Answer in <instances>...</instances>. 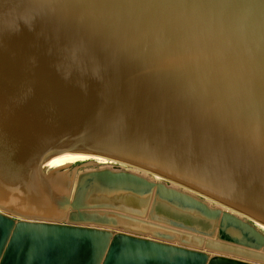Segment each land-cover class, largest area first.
I'll return each instance as SVG.
<instances>
[{"label": "water", "instance_id": "1", "mask_svg": "<svg viewBox=\"0 0 264 264\" xmlns=\"http://www.w3.org/2000/svg\"><path fill=\"white\" fill-rule=\"evenodd\" d=\"M66 153L144 168L264 223V0H0V208L67 213L0 211V264H262L88 225L174 239L146 206L110 199L153 193L218 221V239L197 245L264 260V232L163 181L104 167L79 172L71 194L70 161L47 166Z\"/></svg>", "mask_w": 264, "mask_h": 264}, {"label": "bare ground", "instance_id": "2", "mask_svg": "<svg viewBox=\"0 0 264 264\" xmlns=\"http://www.w3.org/2000/svg\"><path fill=\"white\" fill-rule=\"evenodd\" d=\"M65 161H70V163L62 166L63 169L69 165L72 166V164L77 165L78 162H85L83 165H84V167H87V168H90L91 166L96 165V164H102V165H106V167L114 169V170L126 169V170H129V171L134 172V173H138L142 176H145V177L152 179V180H155V181H163L165 184H167L169 186H173V187L178 188L184 192H187V193H189V194H191L197 198L202 199L203 201H205L210 206L219 207L220 209L228 210V211L236 214L241 219L249 221L251 224L255 225L257 229L264 232V223H262L258 220L252 219L249 216L243 214L242 212L235 211V210L229 208L228 206L221 204V203L217 202L216 200H214L208 196H205V195H203V194H201L195 190H192L191 188H188L187 186L180 185V183H177L175 181H167V180L163 179L162 176L155 174V173H152V172H150L144 168H140V167H137V166L132 165V164H127L125 162H121V161H118V160H115L112 158H107L105 156L91 155V154H85V153H66V154L59 155L56 157V159L54 161L47 163V166H56V165H58L62 162H65ZM61 169H59V170H61ZM91 170H93V169H91ZM77 175H78V173H77ZM77 175H76V177L75 176L71 177V179L73 178L72 179V184H73L72 187L73 188L71 190V194L74 190ZM107 197H108V195H100V196H93V199L101 200V199H105ZM110 199H112L116 203H120L121 205L128 206L129 209H133L130 207L142 208L145 206H149L150 209L152 208V209L156 210V214L158 215V217H161L158 219H155V218L151 219L150 218V220H152L153 222H155L158 225H162V226L172 228L177 233V236L174 239H165V238L155 237V236H152L149 232H144L147 234H142V233L137 232V234H139L141 236H144L147 238H153L155 240L170 242V243L177 244V245L187 246V247H191V248H195V249H200L209 255L222 254V255L230 256V257H234V258L242 257V260H247V261H252V262L261 261V262H257V263L264 264V260L252 258L251 256H248V255H242L239 253L223 251V250H219V249H215V248H206L204 246V244H202L200 246L195 244L194 236L198 235V234L203 235L204 238L205 237H211V238L218 239V237H217L218 221L214 220V219L207 218V217L203 216L202 214H200L196 211L183 209V208H180V207H178L172 203H169L165 200L154 198L153 193L151 195H147V196H139V195L133 194L131 192H125V193H121L118 195L116 194V195L112 196ZM5 207L8 210L0 208V211H3V212L7 211L6 213L13 215V216H17V218L20 216L22 219H27V220L37 219V218H31L29 216V214H32V213H25V212H20V211L18 212L17 210L12 209L10 207H7V206H5ZM9 210L12 212L11 213L8 212ZM137 210H140V209H137ZM15 212H17L18 214ZM152 212H153V210H152ZM64 214L62 216L57 217V218L63 217ZM33 215H41V214H33ZM42 216H49V215H42ZM28 217H30V218H28ZM50 217H56V216H50ZM145 217H146V214H145V216H143L142 219H145ZM163 218H170V219H173V220H176L179 222H183L186 225L193 226L194 228H196V230H194V229L191 230V229L186 228V227H181V226H176L174 224H170V223L166 222V220H164ZM42 220H44V219H42ZM132 224L133 223L125 222L122 220L121 224H119L117 226H109V225L97 224V223H89L88 225L101 227V228H107L111 232L126 231V232H129L131 234H136V232L128 231L127 229H125V230H123V228L118 229L119 226H125V225L131 226ZM198 230H201L203 232H211V233L210 234L202 233V232H199ZM185 235H190L189 236L190 241L188 243H184L181 241V237L185 236ZM243 258H248L251 260L243 259ZM239 259H241V258H239Z\"/></svg>", "mask_w": 264, "mask_h": 264}, {"label": "rangeland", "instance_id": "3", "mask_svg": "<svg viewBox=\"0 0 264 264\" xmlns=\"http://www.w3.org/2000/svg\"><path fill=\"white\" fill-rule=\"evenodd\" d=\"M82 163V164H81ZM85 162H78L77 163V165L76 164H72V166L71 165H69V166H67L69 169H73V173H72V176L74 177H76V175H77V173H79V172H81V171H86V170H91V169H97V168H104V167H106V165H102V164H96V165H93V166H91L90 168H87V167H84V164ZM79 164V165H78ZM67 167H65L64 169H66ZM63 169V168H62ZM61 169V170H62ZM75 173V174H74ZM130 208H135V207H130ZM3 209H5V208H3ZM135 209H141V208H135ZM8 210V209H7ZM7 212V211H6ZM8 212H12V211H8ZM150 212V208H149V206H146V211H145V214H146V217H145V219H147V220H150V218L148 217V213ZM153 212L154 213H156V210H154L153 209ZM131 213V212H130ZM132 215H137V214H134L133 212L131 213ZM66 215H67V213H65L64 214V216L63 217H60V218H57V217H50V216H42V215H33V214H29V216L31 217V218H37V219H47V220H52V219H56V220H63V221H66V219L67 218H65L66 217ZM23 216V215H22ZM15 217H17V216H15ZM30 217H28V218H30ZM18 218H21L20 216L18 217ZM131 226H119V228L118 229H121V228H123V230H125V229H127L128 231H133V232H138V233H142V234H147V233H144V231L143 230H140V229H136V228H134V229H129ZM147 232V231H146ZM214 233V232H213ZM149 234V233H148ZM212 235V234H211ZM179 242V241H178ZM180 243V242H179ZM196 244V243H195ZM238 258H241L242 259V257H238ZM243 259H248V258H243ZM248 260H251V259H248ZM253 260V259H252ZM255 261V260H254ZM255 262H261V261H255Z\"/></svg>", "mask_w": 264, "mask_h": 264}]
</instances>
